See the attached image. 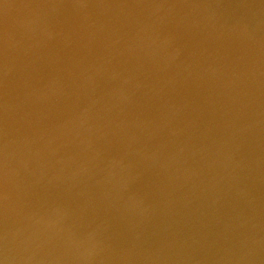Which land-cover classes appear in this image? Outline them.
Returning a JSON list of instances; mask_svg holds the SVG:
<instances>
[{
  "label": "water",
  "instance_id": "95a60500",
  "mask_svg": "<svg viewBox=\"0 0 264 264\" xmlns=\"http://www.w3.org/2000/svg\"><path fill=\"white\" fill-rule=\"evenodd\" d=\"M0 264H264V0H0Z\"/></svg>",
  "mask_w": 264,
  "mask_h": 264
}]
</instances>
